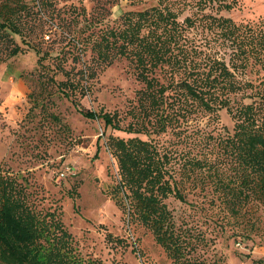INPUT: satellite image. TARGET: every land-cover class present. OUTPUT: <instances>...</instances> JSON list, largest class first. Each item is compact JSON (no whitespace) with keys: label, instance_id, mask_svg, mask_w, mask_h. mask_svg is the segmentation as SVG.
I'll list each match as a JSON object with an SVG mask.
<instances>
[{"label":"trees","instance_id":"trees-1","mask_svg":"<svg viewBox=\"0 0 264 264\" xmlns=\"http://www.w3.org/2000/svg\"><path fill=\"white\" fill-rule=\"evenodd\" d=\"M236 6V0H154L110 21L81 4L60 10L53 0H0V64L24 52L15 36L39 54L45 36L66 43L51 66L39 60L24 75L31 88L24 121L36 123L34 129L67 134L68 125L53 111L55 99L78 109L99 71L120 58L131 65L141 88L125 127L115 113L78 112L134 135L107 138L118 176L111 198L128 224L151 233L169 264L227 263L197 224L175 219L167 200L187 203L186 191L209 190L226 220L242 223L247 233L255 227L249 213L264 209V17L238 23L221 15ZM253 73L256 80L249 78ZM221 110L230 129L217 126ZM202 116L214 125L202 124ZM168 134L174 140L159 139ZM68 195L74 199L76 188ZM105 240L125 245L109 233ZM0 264L103 263L81 255L60 207L45 206L27 176L1 163Z\"/></svg>","mask_w":264,"mask_h":264},{"label":"rangeland","instance_id":"rangeland-1","mask_svg":"<svg viewBox=\"0 0 264 264\" xmlns=\"http://www.w3.org/2000/svg\"><path fill=\"white\" fill-rule=\"evenodd\" d=\"M24 1L31 4L33 0ZM236 1L233 10L221 15L238 23L264 17V0ZM53 2L60 10L81 4L89 12L96 7L107 14L110 21L125 11L142 10L154 4V0H141L136 5L128 0ZM47 35L55 38L53 33ZM14 38L24 52L0 64V164L27 176L44 196L45 206L61 208L62 221L77 241L83 257L99 259L103 264H169L151 233L128 224L111 198L110 192L118 176L117 163L106 146L107 138L111 135L127 139L134 135L106 127L100 119H86L78 112L115 113L121 120V127H125L130 121L126 111L134 102L135 92L141 88L129 62L120 58L99 71L96 79L90 82L89 93L79 99L78 109L67 99L56 98L53 111L60 115L69 131L65 135H54L51 130L34 129L36 123L24 121L30 108L27 95L31 92L24 75L37 69L39 60L42 65L51 66V57L64 51L66 43H50L44 38L39 54L21 38ZM249 78L256 80L257 75L253 73ZM218 115L217 126L230 129L232 122L225 110ZM200 120L202 124L215 123L209 116H202ZM159 139L162 142L174 140L170 134ZM75 188L77 196L73 199L68 191ZM185 194L187 203L172 198L166 201L178 222L186 220L197 224L208 238L215 240V252L227 264L264 262V209L255 211L254 216L249 213L247 221H253L255 227L247 233L241 228L242 223L226 220V211L209 190L197 189ZM228 220L231 223H227ZM107 233L122 239L125 245L107 243Z\"/></svg>","mask_w":264,"mask_h":264},{"label":"built area","instance_id":"built-area-1","mask_svg":"<svg viewBox=\"0 0 264 264\" xmlns=\"http://www.w3.org/2000/svg\"><path fill=\"white\" fill-rule=\"evenodd\" d=\"M45 39H48V37H47V36H45Z\"/></svg>","mask_w":264,"mask_h":264}]
</instances>
